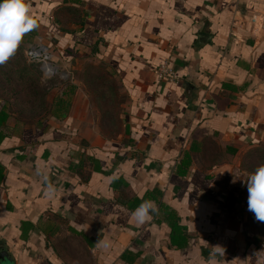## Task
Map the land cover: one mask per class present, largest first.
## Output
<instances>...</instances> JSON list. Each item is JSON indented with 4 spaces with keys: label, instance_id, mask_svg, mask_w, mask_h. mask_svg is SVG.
Instances as JSON below:
<instances>
[{
    "label": "crops",
    "instance_id": "crops-1",
    "mask_svg": "<svg viewBox=\"0 0 264 264\" xmlns=\"http://www.w3.org/2000/svg\"><path fill=\"white\" fill-rule=\"evenodd\" d=\"M30 3L39 27L10 61L41 42L66 76L40 74L34 119L0 94L10 264H264L241 166L264 145V0ZM165 62L175 79L159 82ZM97 70L115 116L89 95ZM145 201L158 212L137 224Z\"/></svg>",
    "mask_w": 264,
    "mask_h": 264
},
{
    "label": "clouds",
    "instance_id": "clouds-1",
    "mask_svg": "<svg viewBox=\"0 0 264 264\" xmlns=\"http://www.w3.org/2000/svg\"><path fill=\"white\" fill-rule=\"evenodd\" d=\"M38 27L30 0H0V66L15 56L24 36ZM245 183L248 210L254 213L257 221L264 222V164L250 173ZM157 212L154 202L145 201L135 210L133 219L137 224H144Z\"/></svg>",
    "mask_w": 264,
    "mask_h": 264
},
{
    "label": "rangeland",
    "instance_id": "rangeland-1",
    "mask_svg": "<svg viewBox=\"0 0 264 264\" xmlns=\"http://www.w3.org/2000/svg\"><path fill=\"white\" fill-rule=\"evenodd\" d=\"M13 62V63H12ZM23 66L27 67V74L23 70ZM91 66L87 65L86 67ZM5 70L8 72L4 74H0V94L4 97L15 95L17 98V94H20V98L24 97V101L20 100L17 102V109L20 112V108H22V103H24L27 98L28 91H23V84L25 82H35L38 75L37 69L34 67H30L26 65L24 58H14L12 61H8L4 66ZM89 85H87L88 92L90 93V97L92 98L93 105L95 108L103 112L104 109L112 110V115H116L117 103L120 101V97L117 92V87L107 78V76L102 73L101 70H97L96 73L92 75V78L88 81ZM113 97L111 100L112 105H104L106 104L104 97ZM37 113V111H35ZM23 115H28L27 112L22 113ZM113 127H116V120ZM261 164H264V145L251 149L250 151L244 152L242 154L241 166L246 173H253L257 167ZM252 227L255 235L260 238V240L264 241V222L257 221L255 215L253 213L252 217Z\"/></svg>",
    "mask_w": 264,
    "mask_h": 264
},
{
    "label": "built area",
    "instance_id": "built-area-1",
    "mask_svg": "<svg viewBox=\"0 0 264 264\" xmlns=\"http://www.w3.org/2000/svg\"><path fill=\"white\" fill-rule=\"evenodd\" d=\"M250 22L252 25H255V17H253ZM260 28L264 30V21H262ZM24 60L26 64L37 67L38 70L41 72L44 80L56 76H66L64 74H60L57 65H55L53 61L52 52L46 45L41 42L28 47L24 51ZM155 78L159 82L170 81L175 79V74L169 67L168 63L165 62L156 68Z\"/></svg>",
    "mask_w": 264,
    "mask_h": 264
},
{
    "label": "trees",
    "instance_id": "trees-1",
    "mask_svg": "<svg viewBox=\"0 0 264 264\" xmlns=\"http://www.w3.org/2000/svg\"><path fill=\"white\" fill-rule=\"evenodd\" d=\"M27 66L30 67H35L33 65H28ZM23 70L25 71V73L27 74V67L23 66ZM37 69V79L35 82H25V84H23V91H28L27 94V98L24 103H22V108H20V112L25 113L27 112L28 115H30L29 117H31L32 119L40 117L41 115H43L45 113V107H44V103H45V99L47 96V90L46 87L41 83L40 81V71L38 70L37 67H35ZM24 101V100H23ZM35 111H37V113H35ZM34 115V118L33 116Z\"/></svg>",
    "mask_w": 264,
    "mask_h": 264
},
{
    "label": "water",
    "instance_id": "water-1",
    "mask_svg": "<svg viewBox=\"0 0 264 264\" xmlns=\"http://www.w3.org/2000/svg\"><path fill=\"white\" fill-rule=\"evenodd\" d=\"M11 260L5 252L0 251V264H10Z\"/></svg>",
    "mask_w": 264,
    "mask_h": 264
}]
</instances>
